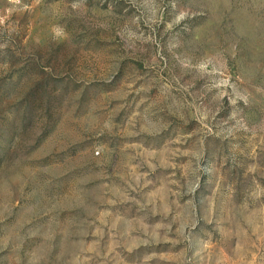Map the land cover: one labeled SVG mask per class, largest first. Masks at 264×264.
Masks as SVG:
<instances>
[{
	"label": "rangeland",
	"instance_id": "374dc122",
	"mask_svg": "<svg viewBox=\"0 0 264 264\" xmlns=\"http://www.w3.org/2000/svg\"><path fill=\"white\" fill-rule=\"evenodd\" d=\"M0 264H264V0H0Z\"/></svg>",
	"mask_w": 264,
	"mask_h": 264
}]
</instances>
